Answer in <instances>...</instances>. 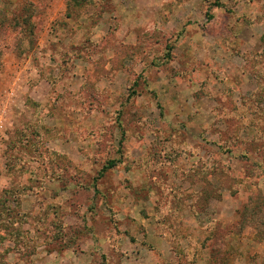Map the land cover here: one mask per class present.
Here are the masks:
<instances>
[{
  "label": "rangeland",
  "instance_id": "1",
  "mask_svg": "<svg viewBox=\"0 0 264 264\" xmlns=\"http://www.w3.org/2000/svg\"><path fill=\"white\" fill-rule=\"evenodd\" d=\"M2 5L0 264H264V0Z\"/></svg>",
  "mask_w": 264,
  "mask_h": 264
},
{
  "label": "crops",
  "instance_id": "2",
  "mask_svg": "<svg viewBox=\"0 0 264 264\" xmlns=\"http://www.w3.org/2000/svg\"><path fill=\"white\" fill-rule=\"evenodd\" d=\"M6 2H9V3H11V4H13L14 6L15 5H20V4H24V3H27V2H31V3H33L34 5H40L42 2H45V4L46 3H48V4H51V3H54V0L52 1V0H5ZM47 1V2H46ZM55 1H59V3L62 5V8H63V6L65 7V8H67L66 7V2H67V0H55ZM4 2V0H1V2H0V5L2 6V8H3V5H2V3ZM65 8H63L64 10H65ZM48 9H52L51 7H49ZM3 11H5V9H2ZM5 14H6V12H5ZM48 15H50V16H52L53 18H54V16L55 15H59L58 13H56L55 12V15L53 16L51 13H49ZM51 17V18H52ZM46 44V41H40V43H39V45H40V47L42 48L44 45ZM40 48V49H41ZM42 50V49H41ZM39 52V51H38ZM40 55L42 54V53H39ZM28 60L29 59H31V56L29 57V58H27ZM41 59V58H40ZM43 59V58H42ZM47 59V58H46ZM44 60H45V58H44Z\"/></svg>",
  "mask_w": 264,
  "mask_h": 264
}]
</instances>
